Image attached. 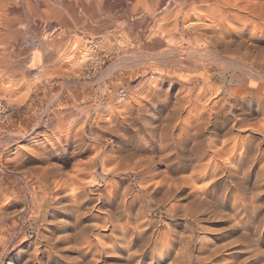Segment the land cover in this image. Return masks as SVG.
Returning <instances> with one entry per match:
<instances>
[{
  "label": "rangeland",
  "instance_id": "374dc122",
  "mask_svg": "<svg viewBox=\"0 0 264 264\" xmlns=\"http://www.w3.org/2000/svg\"><path fill=\"white\" fill-rule=\"evenodd\" d=\"M246 1L221 32L215 4L0 0V264H264V17Z\"/></svg>",
  "mask_w": 264,
  "mask_h": 264
},
{
  "label": "bare ground",
  "instance_id": "6f19581e",
  "mask_svg": "<svg viewBox=\"0 0 264 264\" xmlns=\"http://www.w3.org/2000/svg\"><path fill=\"white\" fill-rule=\"evenodd\" d=\"M79 1H80V0H79ZM97 1H98V0H97ZM178 1L180 2V6H181L184 10H186V12H189L190 10H194L195 8L199 9V8H200L199 6L202 7V6H208V5H210V4H213V7H214V4H215V6L217 5L218 8H217V7H216V8H217V9H220V10H218V11L222 14V15H221L218 11H216V12H218L217 15H218V14L221 15V16H218V17H220V18H221V17H224L223 20L220 19V18H214L215 20H216V19H220V20H221L220 25L215 23V24L217 25V26H216L217 28H218V25H219V28H218V29H219L220 31H221L222 29H223V30H224V29H227L225 25H222V24H221V23L224 24L223 21L225 20V17H227V19H228V17H230V16H231V17H232V16L235 17V16H237V15H240V14H238V13H240L239 10H240L241 8H243V7H246V6L244 5V4H245L244 1H246V0H178ZM247 1H248V0H247ZM247 1H246V2H247ZM158 2H159V1H158ZM256 2H257V1H256ZM248 3H249V2H247V4H248ZM257 3H260V4L258 5L259 7L257 6L258 8H256V9H258L257 12H256V9H255V14H256V15L258 14L259 16H263V17H264V0H260V1L257 2ZM82 4H83V3H82ZM166 4H167V3H166ZM167 6H168V5H167ZM170 6H171V5H170ZM198 7H199V8H198ZM210 7H211V6H210ZM254 7H256V6H254ZM211 8H212V7H211ZM211 8H210V10H212ZM246 8H247V7H246ZM88 9H89V8H88ZM159 9H160V8H159ZM201 9H202V8H201ZM208 9H209V8H208ZM208 9L206 8L205 10H208ZM214 9H215V8H214ZM247 9H248V8H247ZM247 9H245V10H247ZM249 9H250V7H249ZM249 9H248V10H249ZM195 10H196V9H195ZM195 10H194V11H195ZM202 10L204 11V8H203ZM243 10H244V9H243ZM248 10H247V11H248ZM251 10H252V9H251ZM251 10H250V11H251ZM161 11H162V10H161ZM161 11H160V13H161ZM163 11H164V10H163ZM208 11H209V10H208ZM221 11H222L223 13H222ZM241 11H242V10H241ZM250 11H249V12H250ZM94 12H95V11H94ZM137 12H138V11H137ZM152 12H153V11H152ZM152 12H151V13H152ZM154 12H155V10H154ZM158 12H159V11H158ZM212 12H213V11H212ZM214 12H215V11H214ZM216 12H215V13H216ZM194 13H195V12H194ZM197 13H198V11H197ZM192 14H193V13H192ZM200 14H201V12H200ZM213 14H214V13H213ZM69 15H70V13H69ZM178 15H179V14H178ZM178 15H177V16H178ZM185 15H187V14H185ZM189 15H191V14L189 13ZM196 15H197V14H196ZM226 15H227V16H226ZM144 16H145V15H144ZM157 16H158V15H157ZM177 16H176V17H177ZM192 16H193V15H192ZM192 16H191V18H193ZM200 16H201V15H200ZM254 16H255V15H254ZM29 17H30V16H29ZM187 17H188V16H187ZM187 17H186V18H187ZM189 17H190V16H189ZM189 17H188V20L190 19ZM194 17H195V15H194ZM196 17H197V16H196ZM237 17H238V16H237ZM239 17H240V16H239ZM257 17H258V16H257ZM198 18H199V16L197 17V19H198ZM201 18H202V16H201ZM201 18H200V20H201ZM1 19H3V18H1ZM126 19H127V18H126ZM156 19H157V18H156ZM127 20H128V19H127ZM176 20H177V18H176ZM183 20H184V19H183ZM185 20H187V19H185ZM185 20H184V21H185ZM194 20H195V19H194ZM198 20H199V19H198ZM206 20H207V19H206ZM210 21H211V19H210ZM225 21H226V20H225ZM227 21H229V20H227ZM230 21H231V20H230ZM230 21H229V22H230ZM185 22H186V21H185ZM191 22H192V21H191ZM201 22H202V21H201ZM204 22H206V21H204ZM204 22H203V23H204ZM211 22H212V21H211ZM213 22H214V21H213ZM217 22H219V21H217ZM159 23H160V22H159ZM195 23H196V22H195ZM195 23H193V24H195ZM198 23H199V22H198ZM198 23H196V27H197V28H198V26H199V25L197 26ZM207 23H208V22H206V26H207ZM125 24H126V23H125ZM193 24H192V25H193ZM213 24H214V23H213ZM215 24H214V25H215ZM225 24H226V23H225ZM227 24H228V23H227ZM185 25H186V24H185ZM187 25H188V24H187ZM208 25H209V24H208ZM228 25H229V24H228ZM201 26H202V24H201ZM201 26H200V27H201ZM206 26L204 25V26H202V28H203V27L206 28ZM210 26H212V25H210ZM189 27L191 28L190 24H189ZM193 27H194V26H193ZM207 27H208V26H207ZM227 27H228V26H227ZM229 27H230V26H229ZM210 28H211V27H210ZM220 28H221V29H220ZM195 29H196V28H195ZM213 29H214V28H213ZM215 29H216V28H215ZM215 29H214V30H215ZM231 29H232V28H231ZM202 30H203V29H202ZM214 30H213V31H214ZM213 31H212V35H213ZM228 31H229V30H228ZM230 31H231V30H230ZM216 32H217V31H216ZM221 32H222V31H221ZM200 33H201V34H203V33L206 34V32H203V33H202L201 30H200ZM223 33H225V32H223ZM219 34H220V33H219ZM221 34H222V33H221ZM167 35H168V34H167ZM199 35H200V34H199ZM208 35H209V34H208ZM210 35H211V33H210ZM222 35H223V34H222ZM222 35H220V36L222 37ZM224 35H225V34H224ZM205 36H206V35H205ZM214 36H215V33H214ZM217 36H219V35H218V32H217ZM217 36H216V38H217V40H218L220 36H219V37H217ZM206 37H207V36H206ZM210 37H211V36H210ZM221 37H220V38H221ZM213 38H215V37H213ZM216 38H215V39H216ZM222 38H223V37H222ZM225 39H226V36H225ZM225 39H223V40H225ZM201 40H202V39H201ZM209 40H210V38H209ZM219 40H220V39H219ZM212 41H214V40H212ZM212 41H211V42H212ZM226 41H227V39H226ZM226 41H225V42H226ZM216 42L219 44L218 41H216ZM220 42H221V41H220ZM222 42H223V41H222ZM239 42H241V41H239ZM223 43H224V42H223ZM220 44H222V43H220ZM224 45H225V43H224ZM226 46H227V45H226ZM171 47H172V46H171ZM8 48H9V45H8L7 43L3 42L2 37L0 36V51H1V50H5V51H6ZM164 49H165V48H164ZM180 50H182V49H180ZM5 51H4V52H5ZM193 52H194V51H193ZM206 52H207V51H206ZM195 53H196V52H195ZM211 53H212V52H211ZM223 53L226 54L225 51H224ZM86 55H92V56H96V57H98V58L101 57V54H99L98 52H92V51H90V52L87 53ZM175 55H176V54H175ZM177 55H178V54H177ZM167 56H168V55H167ZM185 56H186V55H185ZM189 56H190V55H189ZM192 56H193V55H192ZM218 56H219V55H218ZM221 56H223V54H221ZM86 57H87V56H86ZM134 57H135V56H134ZM137 57H138V55H137ZM2 60H3V57H2ZM38 60H39V61H38ZM38 60H36V59L34 60L35 65H36V64H39V62L41 61L39 58H38ZM36 61H37V62H36ZM235 61H237V60H235ZM136 62H138V59H137V60H132V59L128 60V59H125L124 61H122V63H129V65H130V63L134 64V63H136ZM231 62H234V61H231ZM236 63H237V62H236ZM42 64H43V63H42V61H41V64H40L39 67H41ZM244 64H245V63H244ZM244 64H243L242 66H244ZM233 65H235V64H233ZM94 66H95V67H99V65H98V64H95V63H94ZM263 66H264V65H263ZM263 66H262V67H263ZM248 67H249V66H248ZM246 68H247V66H246ZM259 68H260V67H259ZM248 69H249V68H248ZM248 69H247V71H248ZM251 69H252V71H257L256 69H254V68H252V67H250L249 71H250ZM257 69H258V68H257ZM249 71H248V72H249ZM258 71H259V69H258ZM258 71H257V72H258ZM248 72H247V73H248ZM257 72H253V73H257ZM90 73H91V72H90ZM251 73H252V72H251ZM251 73H248V75L251 74ZM258 73H259V72H258ZM260 74H261V73H260ZM263 74H264V73H263ZM263 74H261V76H262ZM244 85H245V84H244ZM246 86H247V85H246ZM243 87H244V86H243ZM247 87H248V86H247ZM248 88H249V87H248ZM250 89H251V88H250ZM250 89H249V90H250ZM251 90H252V89H251ZM243 91H244V90H243ZM246 91H248V90L246 89ZM249 92H250V91H249ZM246 93H247V92H246ZM251 93H252V92H251ZM259 93H260V92H259ZM248 94H250V93H248ZM123 97H124V96H123ZM222 100H223V99H222ZM218 101H220V100H218ZM223 101H224V100H223ZM218 103H219V102H218ZM229 103L231 104V106H232V105L234 106V104H233L234 102H233V103L229 102ZM221 104H222V105H223V104L226 105L225 103H221ZM230 104H229V105H230ZM224 105H223V109H224ZM219 106H220V105L218 104L217 107H219ZM212 107H213V106H212ZM226 107H227V106H226ZM226 107H225V108H226ZM209 108L211 109V107H209ZM206 109H207V108H206ZM215 109H216V108H215ZM220 109H221V108H220ZM220 109H218V110H220ZM213 110H214V109H213ZM206 111H207V110H206ZM209 111H210V110H209ZM211 111H212V110H211ZM204 112H205V111H204ZM221 112H222V111H221ZM223 112H224V111H223ZM223 112H222V113H223ZM240 112H241V113H244V112H242V111H240ZM216 113H217V112H216ZM226 113H227V112H226ZM226 113H225V114H226ZM238 113H239V112H238ZM241 113H240V115H241ZM203 114H204V113H203ZM209 114H210V112H209ZM213 114H214V113H213ZM213 114H212V116H213ZM223 114H224V113H223ZM233 114H235V113H233ZM217 115H218V114H217ZM1 116H3V115L0 114V117H1ZM221 116H222V115H221ZM224 116H225V115H224ZM224 116H223V118H224ZM233 116H234V115H233ZM236 116H237V114H236ZM236 116H234V118H235ZM242 116H243V118L246 117L245 115H242ZM219 117H220V116H219ZM240 117H241V116H240ZM203 118H204V117H203ZM205 118H206V116H205ZM207 118H208V117H207ZM210 118H211V117H210ZM223 118H222V119H223ZM229 118H230V117H229ZM229 118H227L229 121L234 120V119H229ZM236 118H237V117H236ZM208 119H209V118H208ZM215 119H216V118H215ZM237 119H238V118H237ZM240 119H241V118H240ZM197 121H198V120H197ZM201 121H202V122L204 121V122H205L204 124H206V122H207L206 120H203V119H202ZM219 121H220V120H219ZM198 122H199V121H198ZM198 122H197V123H198ZM210 122H211V120H210ZM212 122H213V121H212ZM214 122H215V121H214ZM243 122H244V120H243ZM215 123H216V122H215ZM219 123H220V122H219ZM209 124H210V123H209ZM230 124L232 125L233 123H230ZM239 124H240V123H238L237 126H238ZM202 125H203V124H202ZM242 125H243V124H242ZM195 126H196V125H195ZM195 126H194V129H195ZM204 126H205V125H204ZM212 126H213V125H212ZM237 126H236V127H237ZM197 127H199V125H197ZM200 127H201V126H200ZM206 127H207V125H206ZM208 127H209V126H208ZM210 127H211V126H210ZM210 127H209V128H210ZM233 127H234V126H233ZM236 127H235V128H236ZM212 128H213V127H212ZM238 128H239V126H238ZM242 128H243V127H242ZM242 128H240V130H241ZM201 129H202V128H201ZM215 129H216V128H215ZM236 129H237V128H236ZM192 130H193V129H192ZM212 130H213V129H212ZM237 130H238V129H237ZM240 130H239V131H240ZM197 131H198V130H197ZM232 131H233V130H232ZM242 132H243V131H242ZM194 133H195V132H194ZM229 133H230V132H229ZM196 134H197V133H196ZM241 134H242V133H241ZM202 135H203V134H202ZM237 135H238V133H237ZM202 137H203V136H202ZM237 137H239V136H237ZM199 138H200V137H199ZM200 139H201V138H200ZM238 139H239V138H238ZM198 140H199V139H198ZM198 140H197V141H198ZM206 140H207V139H206ZM197 141H196V142H197ZM243 141H244V140H243ZM211 142H212V141H211ZM205 145H206V144H205ZM209 145H210V144H209ZM209 145H208V146H209ZM211 146H212V143H211ZM236 146H237V145H236ZM196 147H198V146H196ZM233 147H234V148H231V149H235V146H233ZM203 149H204V148H203ZM220 149L223 150L222 148H220ZM241 149H242V147L240 148V150H241ZM221 150H220V152H224V151H221ZM224 150H225V148H224ZM208 151H209V150H208ZM217 151H218V150L216 149V152H215L216 155H217ZM228 151H229V149H228ZM237 151H238V150H237ZM237 151H236V152H237ZM247 151H248V149H247ZM247 151H246V152H247ZM198 152H199V151H198ZM205 152L207 153V151H205ZM205 152H204V153H205ZM220 152H219V153H220ZM233 152H235V150H233ZM236 152H235V153H236ZM239 152H241V151H239ZM192 153H194V151H193ZM196 153H197V152H196ZM213 153H214V152H213ZM243 153H244V152H243ZM249 153H250V152H249ZM249 153H248V154H249ZM132 154H133V153H132ZM209 154H210V153H209ZM211 154H212V153H211ZM239 154H242V153H239ZM248 154H247V155H248ZM236 155H237V154H236ZM192 156H193V155H192ZM210 156H211V155H210ZM239 156H240V155H239ZM242 156H243V155H242ZM242 156H241V157H242ZM249 156H250V155H249ZM194 157H195V156H194ZM213 157H214V156H212V158H213ZM219 157H220V156H219ZM247 157H248V156H247ZM192 158H193V157H192ZM210 158H211V157H210ZM242 158H243V157H242ZM249 158L251 159V156H250ZM178 159H179V158H178ZM214 159H215V157H214ZM233 159H234V158H233ZM238 159H239V158H237L236 160L238 161ZM245 160H246V159H245ZM248 160H249V159H248ZM248 160H247V161H248ZM145 161H146V160H145ZM180 161H181V159H180ZM241 161H243V160H241ZM251 161H252V159H251ZM77 162H78V161H77ZM238 162H239V161H238ZM244 162H245V161H244ZM144 163H145V162H144ZM246 163H247V162H246ZM250 163H252V162H250ZM250 163H248V164H250ZM146 164H147V163H146ZM183 164H184V163H183ZM235 164H237V162H236ZM179 165H180V164H179ZM217 165L220 166V164H217ZM237 165H238V164H237ZM237 165H236V167H238ZM244 165H245V164H244ZM144 167H145V165H144ZM182 167H183V166H182ZM185 167H187V166H185ZM207 167H208V166H207ZM216 167H217V166H216ZM174 168H175V167H174ZM217 168H218V167H217ZM220 168H221V167H220ZM220 168H219V170H222V169H220ZM223 168H225V167H223ZM177 170H180V169H177ZM182 170H183V169H181V171H182ZM181 171H180V172H181ZM217 171H218V170H217ZM222 171H223V170H222ZM180 172H179V173H180ZM215 172H216V171H215ZM215 172H214V173H215ZM214 173H213V174H214ZM220 173H222V172H220ZM224 173H225V171H224ZM50 175H51V174H50ZM179 175H180V174H179ZM225 175H226V174H225ZM65 176H66V175H65ZM180 176H181V175H180ZM182 177H183V176H182ZM182 177H181V178H182ZM184 177H185V176H184ZM189 177H190V176H189ZM189 177H188V179H189ZM216 177H217V176H216ZM185 178H186V180H185ZM185 178H184L185 183H188V182H186V181H187V176H186ZM172 179H173V178H172ZM212 179H215V180H216V178H214V176L211 178V181H212ZM168 180H169V178H168ZM168 180H167V182H168ZM180 180H182V179H180ZM180 180H179V181H180ZM190 180H192V179L190 178ZM163 181H164V180H163ZM184 181L181 182V183H184ZM188 181H189V180H188ZM213 181H214V180H213ZM213 181H212V182H213ZM167 182H165V183H167ZM172 182H173V181H172ZM174 182H175V180H174ZM174 182H173V183H174ZM189 182H190V181H189ZM231 182H232V181H231ZM168 183L171 184V186H173V185H172L173 183H170V182H168ZM181 183H180V184H181ZM185 183H184V185H185ZM190 183H191L190 185L192 186V182H190ZM215 183H216V181L214 182V184H215ZM160 184H161V183H160ZM162 184H163V183H162ZM174 184L176 185L177 183H174ZM214 184H213V185H214ZM175 185H174V186H175ZM178 185H179V184H178ZM186 185H187V184H186ZM186 185H185V186H186ZM190 185L188 184L187 186H190ZM164 186H165V185H164ZM174 186H173V187H174ZM176 186H177V185H176ZM179 186H180V185H179ZM193 186H194V185H193ZM196 186H197V185H196ZM230 186H231V185H230ZM168 187H169V186H168ZM173 187H172V188H173ZM182 187H183V186H182ZM175 188H176V187H175ZM187 188H188V187H187ZM194 188H195V189H200V188H197V187H195V186H194ZM194 188H193V189H194ZM170 189H171V188H170ZM177 189H178V188H177ZM180 189H181V188H180ZM189 189H191V191H192V188H189ZM195 189H194V190H195ZM202 189H203V188H202ZM206 189H207V187H206ZM86 190H87V189H86ZM178 190H179V189H178ZM194 190H193V191H194ZM184 191H185V190H184ZM195 191L197 192V190H195ZM198 191H199V193H200V192H201V189L198 190ZM204 191H205V190H204ZM207 191H208V190H207ZM187 192H188V190H187ZM196 192L193 193V195L198 193V192H197V193H196ZM211 192H212V191H211ZM95 193H96V191H95ZM99 193H100V192H99ZM176 193H177V192H176ZM181 193H182V192H181ZM201 193H203V192H201ZM201 193H200V194H201ZM207 193H208V192H207ZM212 193H213V192H212ZM178 194H179V193H178ZM200 194H199V195L197 194L199 198H200L201 195H202V194H201V195H200ZM208 194H209V193H208ZM234 194H235V193H234ZM173 195H174V194H173ZM188 195H189V194H188ZM205 195H206V194H205ZM211 195H212V194H211ZM211 195H210V197H211ZM217 195H218V194H217ZM97 196H99V195H97ZM125 196H126V195H125ZM186 196H187V195H186ZM189 196H190V195H189ZM206 196H207V195H206ZM214 196H215V195H214ZM175 197H176V196H175ZM178 197H179V195H178ZM181 197H182V196H180L179 198H181ZM192 197L194 198L195 196H192ZM204 197H205V196H204ZM190 198H191V197H190ZM205 198H206V197H205ZM205 198L202 197L203 200H204ZM216 198L218 199V196H217ZM133 199H134V198H133ZM191 199H192V198H191ZM195 199H198L197 196H196ZM208 199H211V198L208 197V198L206 199V201H209ZM217 199H216V200H217ZM220 199H221V198H220ZM240 199H241V198H240ZM240 199H239V200H240ZM97 200H98V199H97ZM179 200H180V199H179ZM193 200H194V199H193ZM198 200H200V199H198ZM214 200H215V199H214ZM244 200H245V198H244ZM118 201H119V200H118ZM206 201H204V203H205ZM196 202H197V201H196ZM196 202H195V203H196ZM199 202H200V201H199ZM199 202H198V203H199ZM212 202H213V201H212ZM212 202H211V203H212ZM216 202H217V201H216ZM219 202H220V200H219ZM222 202H223V201H222ZM239 202H240V201H239ZM241 202H242V199H241ZM243 202H244V201H243ZM124 203H125V201H124ZM175 203H176V202H175ZM175 203H174V204H175ZM190 203H191V202H190ZM211 203H210V204L208 203V204L211 206ZM213 203H214V202H213ZM213 203H212V204H213ZM237 203H238V202H237ZM244 203H245V202H244ZM244 203H243V204H244ZM249 203H250V201H249ZM127 204H128V202H127ZM174 204H173V206H174ZM200 204L203 205V201H202V203H199V205H200ZM205 204H207V203H205ZM246 204H247V203H246ZM231 205H232V204H231ZM249 205H250V204H249ZM252 205H253V204H251V206H252ZM232 206H233V205H232ZM234 206H235V204H234ZM242 206H243V205H242ZM256 206H257V204H256ZM179 207H180V206H179ZM186 207H187V206H186ZM228 207H230V206H228ZM239 207H241V206H239ZM239 207H238V208H239ZM258 207H259V206H258ZM258 207H257V208H258ZM184 208H185V207H184ZM236 208H237V207H236ZM243 208H244V207H243ZM190 209H191V208H190ZM234 209H235V208H234ZM249 209H250V208H249ZM254 209H256V208H253L252 210H254ZM195 210H196V212H197V209H195ZM195 210L193 209V213H194ZM198 210H199V209H198ZM203 210H204V209H203ZM206 210H207V209H205V212H206ZM229 210H230V209H229ZM231 210H232V208H231ZM185 211H186V210H185ZM185 211H184V212H185ZM190 211H191V210H190ZM224 211L226 212V209H225ZM234 211H235V210H234ZM237 211H238V210H237ZM237 211H236V212H237ZM240 211H241V210H240ZM242 211H243V210H242ZM245 211H246V210H245ZM191 212H192V211H191ZM198 212L201 214V212H202L201 209H200V211H198ZM203 212H204V211H203ZM208 212H211V211H208ZM222 212H223V210H222ZM225 212H224V213H225ZM230 212H231V211H230ZM232 212H233V211H232ZM232 212H231V213H232ZM243 212H244V211H243ZM251 212H252V211H251ZM199 213H198V215H199ZM206 213H207V212H206ZM241 213H242V212H241ZM241 213H240V214H241ZM195 214H197V213H195ZM203 214H204V213H203ZM212 214H214V213H211V215H212ZM232 214H234V213H232ZM238 214H239V213H238ZM240 214H239V215H240ZM257 214H258V213H257ZM78 215H79V214H78ZM206 215H207V214H206ZM214 215H215V214H214ZM214 215H213V217H214ZM219 215H221V211H220V214H219ZM227 215H229V214H227ZM234 215H235V214H234ZM234 215H233L232 217H234ZM239 215H238V216H239ZM242 215H243V214H242ZM244 215H245V213H244ZM204 216H205V215H204ZM207 216H209V215H207ZM240 216H241V215H240ZM192 217H193V216H192ZM195 217H196V216H195ZM202 217H203V215H202ZM213 217H212V219H213ZM217 217H218V216H217ZM197 218H198V217H197ZM203 218H204V217H203ZM209 218H210V217H209ZM222 218H223V217H222ZM225 218H226V217H225ZM227 218H228V216H227ZM229 218H230V217H229ZM229 218H228V219H229ZM234 218H235V217H234ZM192 219H194V218H192ZM205 219H206V217H205ZM223 219H224V218H223ZM203 220H204V219H203ZM218 220H220V219H218ZM231 220H232V219H231ZM198 221H199V220H198ZM205 221H206V220H205ZM221 221H222V220H221ZM227 221H228V220H227ZM233 221H234V220H233ZM206 222H207V221H206ZM213 222H214V221H213ZM234 222H235V221H234ZM234 222H231V224L234 223ZM107 223H108V222H107ZM107 223H106V224H107ZM200 223H201V222H200ZM223 223H224V222H223ZM225 223H227V222H225ZM240 223H241V222H240ZM242 223H243V222H242ZM198 224H199V223H198ZM207 224H208V223H207ZM245 224H246V222H245ZM199 225H201V224H199ZM202 225H203V223H202ZM218 225H219V224H218ZM229 225H230V224H229ZM232 225H233V224H232ZM103 226H104V225H103ZM204 226H205V225H204ZM204 226H202V227H204ZM225 226H226V225H225ZM225 226H224V227H225ZM109 227H110V226H109ZM207 227H208V225H207ZM220 227H221V226H220ZM220 227H219V228H220ZM224 227H222L223 230H224ZM226 227H227V226H226ZM229 227H231V225H230ZM229 227H228V228H229ZM235 227H236V226H235ZM238 227H239V226H238ZM105 228H107V227H105ZM111 228H112V227H111ZM117 228H118V227H117ZM121 229L123 230L124 228L121 227ZM204 229H206V228H203V230H204ZM207 229L209 230V228H207ZM229 229H230V228H229ZM236 229H237V228H236ZM111 230H112V229H111ZM116 230H117V229H116ZM119 230H120V229H119ZM225 230H226V229H225ZM225 230H224V231H225ZM120 231H121V230H120ZM205 231H206V230H205ZM212 231H213V230H212ZM212 231H211V232H212ZM214 231H216V230H214ZM228 231H229V230H228ZM232 231H234V230H232ZM235 231H236V230H235ZM238 231H239V230H238ZM238 231H236V232H238ZM240 231H241V230H240ZM111 232H113V231H111ZM121 232H122V231H121ZM208 232H209V231H208ZM218 232H219V230H218ZM242 232H243V231H242ZM205 233H206V232H205ZM225 233H226V231H225ZM113 234H114V233H113ZM120 234H121V233H120ZM123 234H125V233H123ZM227 234H228V233H227ZM125 235H126V234H125ZM125 235H124V236H125ZM221 235H223V234H221ZM122 236H123V235H122ZM177 236L179 237V235H177ZM126 237H127V236H126ZM178 237H176V238H178ZM208 237H209V236H208ZM227 237L229 238V236H227ZM160 238H161V237H160ZM217 238H218V237H217ZM221 238H222V237H221ZM225 238H226V237H225ZM241 238H242V237H241ZM206 239H207V238H206ZM208 239H209V238H208ZM210 239H211V238H210ZM210 239H209V240H210ZM212 239H213V238H212ZM212 239H211V240H212ZM218 239H219V238H218ZM49 240H50V239H49ZM211 240H210V241H211ZM227 240H228V239H227ZM178 241H179V240H178ZM180 241H181V239H180ZM186 241H187V240H186ZM188 241H189V240H188ZM188 241H187V242H188ZM207 241H208V240H207ZM213 241H214V240H213ZM213 241H212L211 243H213ZM219 241H220V240H219ZM187 242H186V244H187ZM189 242H190V241H189ZM189 242H188V244H189ZM191 242H192V241H191ZM204 242H205V241H204ZM215 242H217V241H215ZM169 243H170V242H169ZM172 243H173V242H172ZM172 243H171V244H172ZM223 243H225V242L222 241V244H223ZM226 243H228V241H226ZM234 243H235V242H233V244H234ZM175 244H176V243H175ZM180 244H181V243H180ZM184 244H185V243H184ZM205 244H206V243H205ZM217 244H219V242H218ZM220 244H221V243H220ZM229 244H231V242H230ZM229 244H227V245H229ZM167 245H168V244H167ZM172 245H173V244H172ZM172 245H171V246H172ZM182 245H183V244H182ZM190 245H192V244H190ZM206 245H207V244H206ZM208 245H209V244H208ZM224 245H225V244H224ZM224 245H223V246H224ZM137 246H138V245H137ZM188 246H189V245H188ZM216 246H218V245H216ZM51 247H52V246H51ZM179 247H180V245H179ZM207 247H208V246H207ZM212 247H213V246H212ZM212 247H210V248L212 249ZM214 247H215V246H214ZM224 247L226 248V245H225ZM224 247H222V245H221V250H222ZM52 248H53V247H52ZM164 248H165V247H164ZM182 248H183V247H182ZM203 248H204V247H203ZM208 248H209V247H208ZM208 248H207V249H208ZM215 248H216V247H215ZM215 248H214V249H215ZM218 248H219V246H218ZM218 248L215 249L214 251L217 252L216 250H219ZM236 248H237V247H236ZM168 249H169V248H168ZM180 249H181V247H180ZM180 249H179V250H180ZM207 249H205V250H207ZM231 249H232V248H231ZM97 250H98V249H97ZM164 250H166V249H164ZM233 250H234V249H233ZM49 251H50V249H49ZM208 251H209V249H208ZM210 251H211V250H210ZM222 251H223V250H222ZM162 252H163V251H162ZM190 252H191V251H190ZM201 252H202V251H201ZM203 252H204V251H203ZM205 252H206V251H205ZM215 252H213V253H215ZM223 252H224V251H223ZM226 252H227V251H226ZM229 252H230V250H229ZM207 253H208V254L210 253L211 255H213L211 252H207ZM207 253H206V254H207ZM221 253H222V252H221ZM236 253H237V250H236ZM146 254H148V253H146ZM153 254H154V253H153ZM206 254H205V255H206ZM217 254L221 255V254L219 253V251L217 252ZM222 254H223V253H222ZM224 254H225V253H224ZM224 254H223V255H224ZM150 255H151V253H150ZM178 255H179V254H178ZM211 255H210V256H211ZM235 255H237V254H235ZM153 256H154V255H153ZM157 256H158V255H157ZM207 256H209V255H206V257H207ZM210 256H209V257H210ZM224 256H225V255H224ZM228 256H229V254H228ZM232 256H233V254H232ZM237 256H238V255H237ZM161 257H162V256H161ZM176 257H177V256H176ZM178 257H179V256H178ZM206 257H205V258H206ZM214 257H215V256H214ZM221 257H222V255H221ZM150 258H151V257H150ZM153 258H155V257H153ZM219 258H220V257H219ZM243 258H244V257H243ZM243 258H242V260H243ZM248 258H249V257H248ZM248 258H246V259L248 260ZM147 259H148V258H147ZM177 259H178V258H177ZM177 259H176V260H177ZM189 259H190V258H189ZM207 259L209 260L210 258H207ZM232 259H233V258H232ZM232 259H231V260L228 259V260L233 261ZM238 259H239V258H238ZM144 260H145V259H144ZM150 260H151V259H150ZM213 260H214V259H213ZM219 260H220V259H219ZM219 260H218L217 262H219ZM223 260H225V259H223ZM236 260H237V259H236ZM240 260H241V258H240ZM242 260H241V261H242ZM225 261H227V259H226ZM225 261H223V262H225ZM234 261H235V260H234ZM244 261H245V260H244ZM259 261H260V260H259ZM259 261H258V262H259ZM211 262H212V261H211ZM213 262H214V261H213ZM220 262H221V261H220ZM227 262H228V261H227ZM246 262H247V261H246ZM147 263H148V262H147ZM150 263H151V262H150ZM174 263H176V262H174ZM214 263H216V262H214ZM235 263H236V261H235ZM235 263H234V264H235ZM254 263H255V262H254ZM263 263H264V262H263ZM128 264H129V263H128ZM216 264H217V263H216ZM219 264H220V263H219ZM237 264H238V263H237ZM239 264H242V262H240Z\"/></svg>",
  "mask_w": 264,
  "mask_h": 264
},
{
  "label": "built area",
  "instance_id": "2783aa9c",
  "mask_svg": "<svg viewBox=\"0 0 264 264\" xmlns=\"http://www.w3.org/2000/svg\"><path fill=\"white\" fill-rule=\"evenodd\" d=\"M4 111H5V105L2 102H0V113Z\"/></svg>",
  "mask_w": 264,
  "mask_h": 264
}]
</instances>
